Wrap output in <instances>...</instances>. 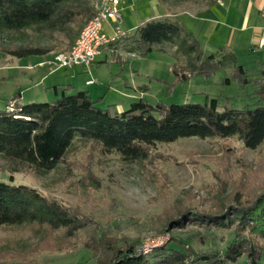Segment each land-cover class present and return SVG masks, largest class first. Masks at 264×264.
Returning <instances> with one entry per match:
<instances>
[{
  "label": "rangeland",
  "instance_id": "obj_1",
  "mask_svg": "<svg viewBox=\"0 0 264 264\" xmlns=\"http://www.w3.org/2000/svg\"><path fill=\"white\" fill-rule=\"evenodd\" d=\"M0 44L7 49L19 44L52 46L47 53L22 57L0 52V109L14 96L10 106L18 98L21 104L51 102L62 94L80 90H87L97 99L100 89L107 100L98 105L110 112L122 111L140 98L151 105H169L201 102L206 95L244 94L242 87L222 83L224 77H231L229 63L213 72L192 73L186 57L170 44L161 46L164 50L156 45L146 54L112 55L98 69L91 67L92 87L83 86L84 74L56 67V54L68 47L63 37L49 41L30 32L24 37L4 32ZM235 53L240 64L250 69V77H257L264 67V47ZM179 66L185 70L177 73ZM184 72L189 74L186 79L182 77ZM124 92L131 94L129 98L122 96ZM122 102L124 107H116ZM75 145L63 167L43 176L16 172L12 174L13 182L37 188L68 206L71 212L83 215L90 231L116 238L119 244L136 243L140 252L164 245L173 237L190 242L196 250L224 251L234 240V227L206 230L199 224L184 223L171 228L168 220L184 207L211 213L227 204L246 202L264 190V143L256 149H245L235 137L227 141L181 138L157 144L154 168L125 162L116 154H101L89 145ZM5 165L0 155V181H8ZM61 235L62 231L49 229L34 232L30 227H1L0 257L33 264H97V257L83 244L88 234L83 232L72 240ZM253 241L262 245L257 264H264V239L253 236ZM227 264L248 261L243 254Z\"/></svg>",
  "mask_w": 264,
  "mask_h": 264
},
{
  "label": "trees",
  "instance_id": "obj_2",
  "mask_svg": "<svg viewBox=\"0 0 264 264\" xmlns=\"http://www.w3.org/2000/svg\"><path fill=\"white\" fill-rule=\"evenodd\" d=\"M93 13L91 0H0V38L4 32L21 37L30 32L49 41L63 37L68 50ZM124 39L140 54L148 53L156 44L169 43L186 57L192 73L213 72L229 63L231 77H224L222 83H234L244 94L206 95L201 102L169 105H151L140 98L119 112L101 108L100 98L93 99L86 90L62 94L51 102L21 104L18 98L10 106L14 96L0 109V155L9 174L8 181H0V228L62 231V238L69 240L84 232L88 234L84 247L97 257V264H227L243 254L248 264H257L262 245L258 246L253 236L264 239V190L246 202L227 204L211 213L184 207L168 220L171 228L184 223L199 224L206 230L234 227L237 233L233 229L234 240L224 251L196 250L190 242L173 237L164 245L140 252L136 243L119 244L116 238L90 231L83 215L71 212L37 188L13 182L16 172L43 176L63 167L76 142L147 168L155 167L157 144L181 138L227 141L235 137L245 149L264 143V67L251 78L250 69L240 64L236 53L221 47L204 54L178 20L151 19ZM51 47L19 44L7 49L0 44V52L22 57L47 53ZM183 70L185 67L179 66L175 72ZM182 77L188 78V72ZM4 259L0 257V264H33Z\"/></svg>",
  "mask_w": 264,
  "mask_h": 264
},
{
  "label": "crops",
  "instance_id": "obj_3",
  "mask_svg": "<svg viewBox=\"0 0 264 264\" xmlns=\"http://www.w3.org/2000/svg\"><path fill=\"white\" fill-rule=\"evenodd\" d=\"M263 7L264 0H121V20L105 21L103 30L108 35L119 32L125 35L104 46L90 66L76 65L64 69L71 70L72 74H84L86 79L83 86L92 87L94 79L91 78V67L98 69L99 64L107 62L116 53L131 56L138 53L131 50L129 41L124 37L132 34L144 22L158 18L178 20L198 41L203 52H214L221 47L234 53L239 50L248 53L255 48L262 49L264 43L259 46L257 41L260 37L264 38V15L261 13ZM166 44L169 43L156 45L164 50L161 46ZM172 49L175 50V47L172 46ZM87 80L93 82L87 84ZM97 93V97H101L100 101L106 99L100 89ZM130 95L122 93L124 98H129ZM116 107H124L123 102Z\"/></svg>",
  "mask_w": 264,
  "mask_h": 264
},
{
  "label": "built area",
  "instance_id": "obj_4",
  "mask_svg": "<svg viewBox=\"0 0 264 264\" xmlns=\"http://www.w3.org/2000/svg\"><path fill=\"white\" fill-rule=\"evenodd\" d=\"M120 2L121 0H91L94 13L86 21L70 48L56 54L54 63L57 68H71L76 65L88 67L104 46L114 43L125 35L122 32L108 35L103 30L105 21L121 20ZM261 13L264 15V7ZM257 43L262 46L264 38L260 37ZM92 82V80L86 81L87 84Z\"/></svg>",
  "mask_w": 264,
  "mask_h": 264
}]
</instances>
